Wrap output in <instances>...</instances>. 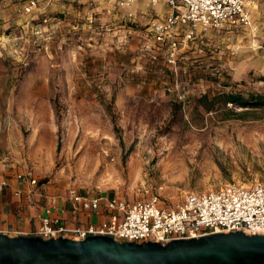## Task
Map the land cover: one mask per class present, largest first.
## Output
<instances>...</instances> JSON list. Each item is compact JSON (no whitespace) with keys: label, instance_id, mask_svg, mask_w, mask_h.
<instances>
[{"label":"rangeland","instance_id":"rangeland-1","mask_svg":"<svg viewBox=\"0 0 264 264\" xmlns=\"http://www.w3.org/2000/svg\"><path fill=\"white\" fill-rule=\"evenodd\" d=\"M120 2L37 0L26 15L25 1L0 0V176L29 172L45 188L130 201L160 194L169 205L263 183L264 112L242 120L240 108L208 112L198 100L264 91V0L255 37L213 32L177 76L147 43L161 6Z\"/></svg>","mask_w":264,"mask_h":264},{"label":"built area","instance_id":"built-area-1","mask_svg":"<svg viewBox=\"0 0 264 264\" xmlns=\"http://www.w3.org/2000/svg\"><path fill=\"white\" fill-rule=\"evenodd\" d=\"M149 7L162 5L168 11L161 16L151 13L148 23L147 43L160 51L172 75L177 76L181 64L199 41L211 33H239L258 31L252 20L253 6L259 0H143ZM138 0H121L126 10ZM37 0H27L22 9L32 15ZM127 17L136 19L128 12ZM28 178L30 187L40 185L32 175L17 173L19 182ZM0 184V191L6 188ZM31 192H29V195ZM17 190L14 196L20 197ZM75 212L84 211L100 216L101 221L86 225L68 224L60 215L59 199L52 197L45 210L39 229L34 234L44 240L63 237L81 241V237H106L119 243L143 244L145 241L167 245L175 240L199 238V234L211 236L221 232L235 233L244 230L248 234L264 232V182L252 186L231 183L215 190L200 193L186 192L175 205L160 194L130 201L123 197L82 194L70 188L65 197Z\"/></svg>","mask_w":264,"mask_h":264},{"label":"water","instance_id":"water-1","mask_svg":"<svg viewBox=\"0 0 264 264\" xmlns=\"http://www.w3.org/2000/svg\"><path fill=\"white\" fill-rule=\"evenodd\" d=\"M0 264H264V232L201 233L167 245L93 236L75 241L1 234Z\"/></svg>","mask_w":264,"mask_h":264},{"label":"crops","instance_id":"crops-1","mask_svg":"<svg viewBox=\"0 0 264 264\" xmlns=\"http://www.w3.org/2000/svg\"><path fill=\"white\" fill-rule=\"evenodd\" d=\"M20 1L27 2V0ZM25 3H23V5ZM135 5L140 4L137 2ZM159 6H161L160 8L163 10L162 14L168 11L164 6ZM152 10L155 11V8H152ZM154 14H157V12L155 11ZM247 32H249V35L255 37L260 32V28L258 27L257 32L252 33L249 29ZM144 47H146V44H144ZM19 172L37 178L32 173ZM17 173L13 174L11 177L0 176V184L4 182L7 184L6 188L0 191V235L3 234L9 237H33L39 229L41 219L45 215V210L50 205V199L52 197H57L59 199V210H57L56 213L68 224L86 225L89 222L98 224L101 221L100 216H92L81 210L77 212L73 210L71 204L67 202L65 197L67 196L68 190L75 187H69L63 192H60L58 189L52 190L50 188H45V185L30 187L28 178L22 182L15 179ZM17 190L22 191L20 197L14 196V192ZM29 192H31L30 195ZM88 195L94 196L98 194Z\"/></svg>","mask_w":264,"mask_h":264},{"label":"trees","instance_id":"trees-1","mask_svg":"<svg viewBox=\"0 0 264 264\" xmlns=\"http://www.w3.org/2000/svg\"><path fill=\"white\" fill-rule=\"evenodd\" d=\"M198 105L210 112L217 106H234L240 108L242 112H232L233 115L242 120H247L250 115L257 111L264 112V91L263 92H228L216 95L214 97L202 96L198 100ZM182 103L174 105L176 110L181 109ZM255 120V119H254ZM58 149H60V144Z\"/></svg>","mask_w":264,"mask_h":264},{"label":"bare ground","instance_id":"bare-ground-1","mask_svg":"<svg viewBox=\"0 0 264 264\" xmlns=\"http://www.w3.org/2000/svg\"><path fill=\"white\" fill-rule=\"evenodd\" d=\"M147 3V2H146ZM148 4V3H147ZM156 6H158V5H156ZM156 6H152V7H156Z\"/></svg>","mask_w":264,"mask_h":264}]
</instances>
